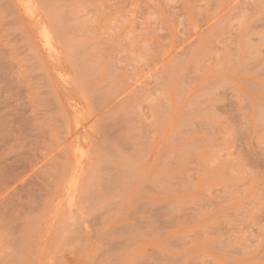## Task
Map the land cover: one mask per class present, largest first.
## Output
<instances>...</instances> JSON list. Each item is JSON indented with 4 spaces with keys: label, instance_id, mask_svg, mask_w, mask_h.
<instances>
[{
    "label": "rangeland",
    "instance_id": "1",
    "mask_svg": "<svg viewBox=\"0 0 264 264\" xmlns=\"http://www.w3.org/2000/svg\"><path fill=\"white\" fill-rule=\"evenodd\" d=\"M0 264H264V0H0Z\"/></svg>",
    "mask_w": 264,
    "mask_h": 264
},
{
    "label": "bare ground",
    "instance_id": "2",
    "mask_svg": "<svg viewBox=\"0 0 264 264\" xmlns=\"http://www.w3.org/2000/svg\"><path fill=\"white\" fill-rule=\"evenodd\" d=\"M37 1V0H36ZM38 3V2H37ZM38 10H39V8H38ZM43 13V12H42ZM47 40V39H46ZM73 78H74V76H73ZM74 81V80H73ZM72 82V81H71ZM73 83V82H72ZM72 109V108H71ZM88 149V148H87ZM80 150V149H79ZM88 151V150H87ZM82 153V152H81ZM79 157H80V154H79ZM80 161V160H79ZM75 193V192H74ZM73 193V194H74Z\"/></svg>",
    "mask_w": 264,
    "mask_h": 264
}]
</instances>
